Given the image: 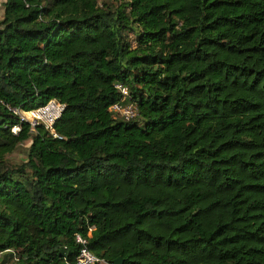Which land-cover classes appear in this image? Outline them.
<instances>
[{
    "label": "trees",
    "instance_id": "obj_1",
    "mask_svg": "<svg viewBox=\"0 0 264 264\" xmlns=\"http://www.w3.org/2000/svg\"><path fill=\"white\" fill-rule=\"evenodd\" d=\"M51 99L53 132H11L6 105ZM76 235L122 264H264V0H4L0 264H77Z\"/></svg>",
    "mask_w": 264,
    "mask_h": 264
},
{
    "label": "built area",
    "instance_id": "obj_2",
    "mask_svg": "<svg viewBox=\"0 0 264 264\" xmlns=\"http://www.w3.org/2000/svg\"><path fill=\"white\" fill-rule=\"evenodd\" d=\"M115 87L119 91L121 98L111 105V112L124 120L134 119L137 115V110L136 105L128 100L129 89L121 84H116ZM6 108L10 113L17 116L19 121L18 124L10 128L12 133L17 134L21 129L22 123H27L32 130L36 126L42 125L45 129L53 132V125L62 114L64 104L56 99H51L46 104L30 110H22L9 105H6ZM76 241L81 245L79 253L76 256L77 264H114L113 261L99 257L89 250L86 246L87 240L85 238L76 235Z\"/></svg>",
    "mask_w": 264,
    "mask_h": 264
},
{
    "label": "rangeland",
    "instance_id": "obj_3",
    "mask_svg": "<svg viewBox=\"0 0 264 264\" xmlns=\"http://www.w3.org/2000/svg\"><path fill=\"white\" fill-rule=\"evenodd\" d=\"M111 1V0H107ZM4 0H0V17L2 16V7ZM28 142L21 143L16 150L6 155V160L10 165H18L25 160V150Z\"/></svg>",
    "mask_w": 264,
    "mask_h": 264
},
{
    "label": "water",
    "instance_id": "obj_4",
    "mask_svg": "<svg viewBox=\"0 0 264 264\" xmlns=\"http://www.w3.org/2000/svg\"><path fill=\"white\" fill-rule=\"evenodd\" d=\"M113 263L114 264H122V258L121 257H118L116 259L113 260Z\"/></svg>",
    "mask_w": 264,
    "mask_h": 264
},
{
    "label": "crops",
    "instance_id": "obj_5",
    "mask_svg": "<svg viewBox=\"0 0 264 264\" xmlns=\"http://www.w3.org/2000/svg\"><path fill=\"white\" fill-rule=\"evenodd\" d=\"M2 12H3V7H2Z\"/></svg>",
    "mask_w": 264,
    "mask_h": 264
}]
</instances>
